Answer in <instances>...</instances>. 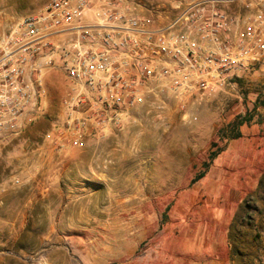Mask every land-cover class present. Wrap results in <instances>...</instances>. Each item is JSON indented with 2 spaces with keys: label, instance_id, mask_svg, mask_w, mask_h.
<instances>
[{
  "label": "rangeland",
  "instance_id": "1",
  "mask_svg": "<svg viewBox=\"0 0 264 264\" xmlns=\"http://www.w3.org/2000/svg\"><path fill=\"white\" fill-rule=\"evenodd\" d=\"M1 1L23 6L25 16L37 14L49 2ZM123 1L147 9V17L163 19L172 17L174 5L191 0ZM261 74L264 58L239 74L233 91L218 92L192 123L182 122L176 112L163 122L140 117L135 125L125 122L114 129L102 155L97 145L107 135L94 133V149L88 151L86 133L83 147L72 146L69 133H59L68 81L60 72L44 74L46 96L39 119L47 127L0 145V264H85L81 257L91 254L92 242L68 236L79 229L65 230L63 225L93 217L101 201L107 207L121 200L128 201L121 206L125 214L136 209L152 216L150 231L136 245L141 264H264V111H252L255 100L264 97ZM247 113L253 120L240 128L242 137L219 138L223 128ZM164 145L170 157L168 175L157 174L159 191L153 194L137 165L146 152L159 153ZM217 148L223 151L193 185L196 190L185 194ZM69 162V169L62 166ZM96 184L103 189L92 186ZM177 237H182L178 247L173 243ZM192 237L200 238L201 247L188 253L185 244L191 246Z\"/></svg>",
  "mask_w": 264,
  "mask_h": 264
},
{
  "label": "built area",
  "instance_id": "2",
  "mask_svg": "<svg viewBox=\"0 0 264 264\" xmlns=\"http://www.w3.org/2000/svg\"><path fill=\"white\" fill-rule=\"evenodd\" d=\"M176 5L159 22L124 1L49 0L8 27L0 36V145L40 118L42 77L51 72L68 81L59 133H69L72 146H84L82 133L139 117L163 122L176 112L196 121L264 58V0Z\"/></svg>",
  "mask_w": 264,
  "mask_h": 264
},
{
  "label": "clouds",
  "instance_id": "3",
  "mask_svg": "<svg viewBox=\"0 0 264 264\" xmlns=\"http://www.w3.org/2000/svg\"><path fill=\"white\" fill-rule=\"evenodd\" d=\"M225 70L227 71V67ZM164 131L167 132L168 129L165 128ZM167 148L168 146L164 145L159 153L155 151L146 152L137 165V167L142 166L144 175L148 177L146 184L151 183L149 190L153 194L159 191L157 174L159 176L168 175L170 157ZM92 186L100 190L104 187L101 184ZM140 191L142 193L143 189ZM219 191V189H215L213 192L217 199H219ZM133 199L142 200V196L133 197ZM127 203V200H121L115 205L110 203L105 207L101 201L93 217L88 218L83 223L63 225L65 230L72 227L79 229L76 232H67L68 236H80L84 239H90L92 242L91 254L81 257L85 259V264H141L136 245L139 243V236L143 232L150 231L152 216L136 209H131L129 214H125L121 206ZM223 206V203L219 205L221 208ZM131 211H135V215H131ZM181 240L182 237H177L173 243L178 247ZM85 252L87 253V249ZM139 255H142V250ZM157 259H159V254Z\"/></svg>",
  "mask_w": 264,
  "mask_h": 264
},
{
  "label": "crops",
  "instance_id": "4",
  "mask_svg": "<svg viewBox=\"0 0 264 264\" xmlns=\"http://www.w3.org/2000/svg\"><path fill=\"white\" fill-rule=\"evenodd\" d=\"M115 1H123V0H115ZM129 5H133V4H129ZM135 7H136V11L139 15L144 16V17L150 16L149 15L150 13L148 12L147 9H145L139 5H136ZM25 14H26V11H25V8L23 6H21V7L20 6H13L11 4L4 3L0 0V36L7 30L8 27L13 25L17 21L21 20L22 18L26 17ZM88 14H90V13H88ZM86 18H87L86 22H89L90 18L88 16ZM167 18H169V17H165L163 19H160L159 22H166ZM46 125H47L46 122H44L42 119H38L34 122L32 127L27 129V131L25 133H43V131H44L43 127H47ZM108 130L109 129L105 130L103 133H99L98 132L99 130L98 131L94 130L91 133H86V138H85L86 149L88 148L87 149L88 151H91L92 149H94V144H93L92 139L96 136L94 133H98V136H102V135L106 136L107 135L106 138L104 137L105 138L104 141L101 143H98V145H97V147H100L102 149L100 151L101 153H99V151H98L99 154L102 155V154L106 153V151H108V148H107L108 141H111L115 137V135H114L115 130L114 129H110L112 131H108ZM62 166H66L67 169H69L70 162H69V165L62 164ZM58 168L59 167L57 166L56 169H58ZM55 179H56V177H55ZM58 181H61V180L58 179ZM50 182H51V184H54V181H50ZM195 184H197V183H195ZM194 190H196V189L193 186L189 189L188 188L185 189L184 193L186 194L187 192H192V191L194 192ZM133 197H137V195H130V198L133 199ZM191 241L193 243L191 246L188 243L185 244V249H186L185 251H187L188 253L190 251L194 252V249H196L197 247H199V248L201 247L200 238L198 239V237L197 238L192 237ZM196 242H198L197 246L195 244ZM201 251H202V249H201Z\"/></svg>",
  "mask_w": 264,
  "mask_h": 264
},
{
  "label": "trees",
  "instance_id": "5",
  "mask_svg": "<svg viewBox=\"0 0 264 264\" xmlns=\"http://www.w3.org/2000/svg\"><path fill=\"white\" fill-rule=\"evenodd\" d=\"M258 110H263L264 111V97H259L255 100V103L253 105V112H257ZM253 115L250 113H247L246 115L243 116H238L235 118V120L227 125L225 128H223V130L221 131V133L219 134V138L220 139H227V140H236L239 139L240 137H242V133L240 131V128L244 125V124H250L253 120ZM213 147H216V144L212 145ZM223 149L222 148H217L215 151H212L209 154V162L208 163H203V169L197 173L194 178H192L189 182V186H193L195 183L199 182L200 180H202L206 173L208 172L211 162L212 160L218 156V154L220 152H222Z\"/></svg>",
  "mask_w": 264,
  "mask_h": 264
},
{
  "label": "snow or ice",
  "instance_id": "6",
  "mask_svg": "<svg viewBox=\"0 0 264 264\" xmlns=\"http://www.w3.org/2000/svg\"><path fill=\"white\" fill-rule=\"evenodd\" d=\"M176 7H179V5H176ZM262 75V78H264V74H261Z\"/></svg>",
  "mask_w": 264,
  "mask_h": 264
}]
</instances>
